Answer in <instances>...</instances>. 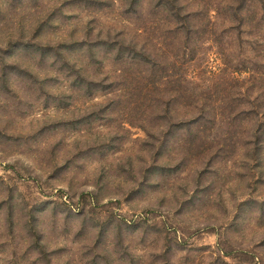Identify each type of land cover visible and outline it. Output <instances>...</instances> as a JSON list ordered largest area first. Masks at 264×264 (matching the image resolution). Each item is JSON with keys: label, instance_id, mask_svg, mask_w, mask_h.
Wrapping results in <instances>:
<instances>
[{"label": "rangeland", "instance_id": "rangeland-1", "mask_svg": "<svg viewBox=\"0 0 264 264\" xmlns=\"http://www.w3.org/2000/svg\"><path fill=\"white\" fill-rule=\"evenodd\" d=\"M0 264H264V0H0Z\"/></svg>", "mask_w": 264, "mask_h": 264}]
</instances>
